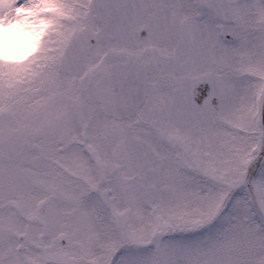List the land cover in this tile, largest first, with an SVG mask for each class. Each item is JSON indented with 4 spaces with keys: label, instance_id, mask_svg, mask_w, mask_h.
<instances>
[{
    "label": "snow or ice",
    "instance_id": "6c2138e0",
    "mask_svg": "<svg viewBox=\"0 0 264 264\" xmlns=\"http://www.w3.org/2000/svg\"><path fill=\"white\" fill-rule=\"evenodd\" d=\"M0 264H264V0H0Z\"/></svg>",
    "mask_w": 264,
    "mask_h": 264
}]
</instances>
